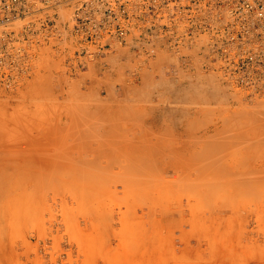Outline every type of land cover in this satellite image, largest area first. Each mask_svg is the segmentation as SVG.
<instances>
[{"label": "rangeland", "instance_id": "374dc122", "mask_svg": "<svg viewBox=\"0 0 264 264\" xmlns=\"http://www.w3.org/2000/svg\"><path fill=\"white\" fill-rule=\"evenodd\" d=\"M235 30L75 71L69 45L38 46L0 73V264H264V43Z\"/></svg>", "mask_w": 264, "mask_h": 264}, {"label": "built area", "instance_id": "2783aa9c", "mask_svg": "<svg viewBox=\"0 0 264 264\" xmlns=\"http://www.w3.org/2000/svg\"><path fill=\"white\" fill-rule=\"evenodd\" d=\"M241 27L262 31L251 41L264 43V0H0V73H31L24 61L38 46L69 45L75 71L120 49L134 58L156 57L162 44L180 51L198 29H225L216 41L238 43Z\"/></svg>", "mask_w": 264, "mask_h": 264}, {"label": "bare ground", "instance_id": "6f19581e", "mask_svg": "<svg viewBox=\"0 0 264 264\" xmlns=\"http://www.w3.org/2000/svg\"><path fill=\"white\" fill-rule=\"evenodd\" d=\"M0 139H4V138H0ZM4 142H6L5 141V139L3 140ZM11 140H8L7 141V144H8V142H10ZM22 141V140H21ZM23 142V141H22ZM11 143H12V141H11ZM26 143V142H25ZM260 143V141L259 142H256V143H252L253 145H256V144H259ZM10 144V143H9ZM132 146H134L133 144H131ZM130 145V146H131ZM0 149H2L1 147H0ZM189 148H187V150L186 151H190V150H188ZM186 151H183L184 153L186 152ZM35 154V153H34ZM33 153L31 154L30 153V155H34ZM96 154V153H95ZM168 153H162V152H160V153H156L155 155H154V162L155 163H157V164H159L160 166H161V168H162V172L164 171L165 173L166 172H173V171H177L178 172V170H179V168H182V166H188V165H192L193 164V162H192V160H191V158L190 157H188V156H191V155H189L190 154V152H189V154H188V156H186L185 154H180V153H170V154H168ZM192 154V153H191ZM37 155V154H36ZM34 155L35 157H36V159H34V161L35 160H37L36 162H38V163H40L39 161H41V157H37V156H40V153H39V155ZM94 155V154H93ZM99 155V154H98ZM106 155H108V154H106ZM42 156V155H41ZM100 156V155H99ZM98 156V157H99ZM33 157V156H32ZM31 156H30V158H32ZM43 157V156H42ZM97 157V156H96ZM186 157H188V158H186ZM192 157H193V155H192ZM34 158V157H33ZM33 158H32V160H33ZM37 158H39V159H37ZM194 158V157H193ZM43 159V158H42ZM109 158H107V160H108ZM30 160V159H29ZM28 160V161H29ZM82 160V159H81ZM195 160V159H194ZM28 161H24L23 160V162H15V163H13L12 165H11V169H10V172L14 175L13 176V178H16L17 180L18 179H21L22 178V180L24 179V180H29V179H31V177L32 176H30L31 175V173L30 174H28V169L27 168H29V165H31L30 166V168H32L33 166H35V165H33V163H34V161H32L31 162V160H30V162H28ZM83 161H84V159H83ZM94 161H95V159H94ZM43 160H42V164H43ZM90 162V161H89ZM96 162V161H95ZM108 162H111V160H109ZM107 162V163H108ZM146 162V161H145ZM150 162V161H149ZM31 163V164H30ZM37 163V164H38ZM90 163H92V162H90ZM98 163V162H97ZM112 163V162H111ZM194 163H195V161H194ZM263 162H259V164L261 165ZM46 163H44L43 164V166H42V168L44 167V165H45ZM33 165V166H32ZM41 164H39V166H40ZM38 167V166H37ZM192 167V166H191ZM34 168V170H35V167H33ZM39 168H41V167H39ZM185 168H187V167H185ZM38 169V168H37ZM49 169V168H48ZM78 169H79V167H78ZM129 169V168H128ZM131 169V168H130ZM25 170H26V172H25ZM31 171L33 170V169H30ZM46 171H47V169H45ZM184 170V169H183ZM15 171V172H14ZM36 171V170H35ZM33 172V171H32ZM22 174H26V175H24L23 177H22ZM33 174V173H32ZM37 174H40V173H38L37 172ZM87 174V173H86ZM82 175H85V173H83ZM88 175V174H87ZM86 175V176H87ZM38 176V179H39V175H37ZM43 176V175H42ZM81 176V175H80ZM82 177V176H81ZM85 177V176H84ZM33 178V177H32ZM16 180V181H17ZM32 180H34V178L32 179ZM36 181H37V179H36Z\"/></svg>", "mask_w": 264, "mask_h": 264}]
</instances>
